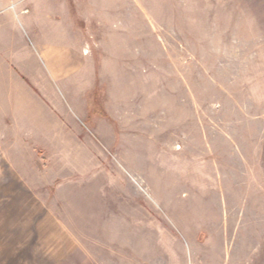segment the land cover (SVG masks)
Returning a JSON list of instances; mask_svg holds the SVG:
<instances>
[{
  "label": "rangeland",
  "instance_id": "1",
  "mask_svg": "<svg viewBox=\"0 0 264 264\" xmlns=\"http://www.w3.org/2000/svg\"><path fill=\"white\" fill-rule=\"evenodd\" d=\"M60 1L0 0V264H264V0Z\"/></svg>",
  "mask_w": 264,
  "mask_h": 264
},
{
  "label": "crops",
  "instance_id": "2",
  "mask_svg": "<svg viewBox=\"0 0 264 264\" xmlns=\"http://www.w3.org/2000/svg\"><path fill=\"white\" fill-rule=\"evenodd\" d=\"M116 1H119V0H116ZM60 2H64L63 6L66 11H73L72 10L73 4H75L76 9H78L79 11H119V6L121 5L119 2L118 3L116 2L117 4L108 6L109 8H100L98 4L94 2L93 0H61ZM84 56H87V55L84 54ZM2 63L4 64L6 62L0 61V65ZM23 91H24L23 94L25 95H28L31 93V91H29L28 89L26 90L23 89ZM6 100H7V96L5 94H0V112L2 111L7 112L8 108L6 107V103H7Z\"/></svg>",
  "mask_w": 264,
  "mask_h": 264
}]
</instances>
